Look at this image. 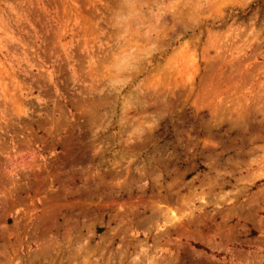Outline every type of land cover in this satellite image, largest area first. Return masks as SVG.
<instances>
[{
  "label": "rangeland",
  "instance_id": "obj_1",
  "mask_svg": "<svg viewBox=\"0 0 264 264\" xmlns=\"http://www.w3.org/2000/svg\"><path fill=\"white\" fill-rule=\"evenodd\" d=\"M0 264H264V0H0Z\"/></svg>",
  "mask_w": 264,
  "mask_h": 264
}]
</instances>
